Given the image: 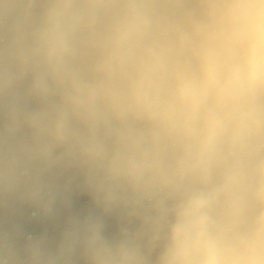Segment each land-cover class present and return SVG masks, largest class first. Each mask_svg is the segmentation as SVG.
Returning <instances> with one entry per match:
<instances>
[{
  "label": "clouds",
  "instance_id": "obj_1",
  "mask_svg": "<svg viewBox=\"0 0 264 264\" xmlns=\"http://www.w3.org/2000/svg\"><path fill=\"white\" fill-rule=\"evenodd\" d=\"M0 264H264V0H0Z\"/></svg>",
  "mask_w": 264,
  "mask_h": 264
},
{
  "label": "water",
  "instance_id": "obj_2",
  "mask_svg": "<svg viewBox=\"0 0 264 264\" xmlns=\"http://www.w3.org/2000/svg\"><path fill=\"white\" fill-rule=\"evenodd\" d=\"M91 207L90 198L86 195H82L79 192L74 193L73 195V206L71 210H61V217L60 220L62 221L63 217L68 214L69 211L71 212H79L83 213ZM59 223L58 221L56 224L53 223H45L40 221H30L26 222L24 227L27 232L32 234H39L41 232L47 231L50 236L55 237L59 231ZM117 229V222L113 218H109L107 221V230L109 233L116 231Z\"/></svg>",
  "mask_w": 264,
  "mask_h": 264
}]
</instances>
